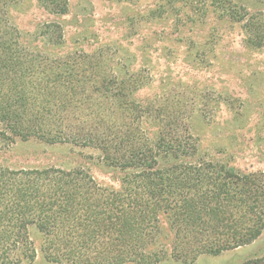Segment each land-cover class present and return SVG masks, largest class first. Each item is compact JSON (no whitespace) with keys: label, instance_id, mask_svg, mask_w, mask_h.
Here are the masks:
<instances>
[{"label":"trees","instance_id":"1","mask_svg":"<svg viewBox=\"0 0 264 264\" xmlns=\"http://www.w3.org/2000/svg\"><path fill=\"white\" fill-rule=\"evenodd\" d=\"M10 1L0 0V136L95 147L126 174L114 189L82 168L0 167V264L34 258L30 226L42 234L45 260L59 264H157L159 254L145 248L160 212L169 215L176 260L217 255L261 234L264 170L184 160L197 147L180 123H163L151 141L131 79L109 73L101 53L52 57L25 48L6 18ZM39 1L67 10V0ZM217 2L223 16L245 23L253 44H263L255 15ZM242 264H264V255Z\"/></svg>","mask_w":264,"mask_h":264},{"label":"rangeland","instance_id":"2","mask_svg":"<svg viewBox=\"0 0 264 264\" xmlns=\"http://www.w3.org/2000/svg\"><path fill=\"white\" fill-rule=\"evenodd\" d=\"M217 1L67 0L66 12L56 13L39 0H12L5 14L25 48L52 57L101 53L109 73L131 79L130 95L146 108L142 127L151 141L163 123H180L197 147L184 160L264 170V42L253 44L245 23L223 16ZM230 2L255 15L264 36V0ZM47 166L82 168L114 189L126 174L95 147L0 136V167ZM28 235L34 258L19 264H59L43 257L34 226ZM172 244L169 215L160 212L157 234L145 248L159 254L157 264H242L264 255V228L249 244L194 260H176Z\"/></svg>","mask_w":264,"mask_h":264}]
</instances>
